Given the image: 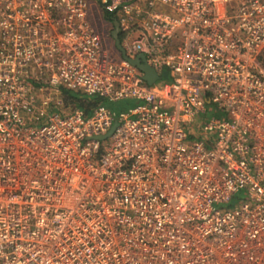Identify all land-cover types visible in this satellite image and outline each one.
<instances>
[{
    "label": "built area",
    "instance_id": "obj_1",
    "mask_svg": "<svg viewBox=\"0 0 264 264\" xmlns=\"http://www.w3.org/2000/svg\"><path fill=\"white\" fill-rule=\"evenodd\" d=\"M0 264H264V0H0Z\"/></svg>",
    "mask_w": 264,
    "mask_h": 264
},
{
    "label": "rangeland",
    "instance_id": "obj_2",
    "mask_svg": "<svg viewBox=\"0 0 264 264\" xmlns=\"http://www.w3.org/2000/svg\"><path fill=\"white\" fill-rule=\"evenodd\" d=\"M90 18L93 26L95 29L100 33L104 46L107 48V50L110 52V54L113 57H118V50L115 47L114 40L111 36V31L113 30V24L111 21H108L103 16V10L100 6H98L95 3L90 4ZM133 102L131 100H120L118 102H112L110 104H107L109 108L116 111L117 113L120 111H125L129 107L133 106ZM72 107V106H71ZM211 109H213V106H209ZM237 198H234L231 202V206H234L239 199L244 198L243 192L238 193Z\"/></svg>",
    "mask_w": 264,
    "mask_h": 264
},
{
    "label": "water",
    "instance_id": "obj_3",
    "mask_svg": "<svg viewBox=\"0 0 264 264\" xmlns=\"http://www.w3.org/2000/svg\"><path fill=\"white\" fill-rule=\"evenodd\" d=\"M112 24H113V30L111 31V36L114 40V44H115L116 49L121 53V56L123 58L129 60V62L132 65L136 66L143 73V78L148 84L154 83L156 80L160 79L161 77H164V78L167 77V71H163L162 75H159L158 71H156L154 68H152L150 65H148L144 55L140 54L133 59L127 57L125 50L122 47L121 41H120L119 23L116 20H113ZM115 126H116V124H114L111 127V129L107 132V134L102 135L99 138L104 139L107 136H109L113 132Z\"/></svg>",
    "mask_w": 264,
    "mask_h": 264
},
{
    "label": "trees",
    "instance_id": "obj_4",
    "mask_svg": "<svg viewBox=\"0 0 264 264\" xmlns=\"http://www.w3.org/2000/svg\"><path fill=\"white\" fill-rule=\"evenodd\" d=\"M103 16L106 20L111 21L113 20V16L106 12L103 11ZM121 38V35H120ZM65 97H66V104H69L70 106H72L74 109H83L85 110L87 113L90 112V110L96 106L97 104H104L107 106V104H110L112 102H108L105 99L101 98V97H90V96H81L79 94L73 93L71 91H64L63 92ZM134 104L136 103V101H132ZM133 104V105H134Z\"/></svg>",
    "mask_w": 264,
    "mask_h": 264
},
{
    "label": "crops",
    "instance_id": "obj_5",
    "mask_svg": "<svg viewBox=\"0 0 264 264\" xmlns=\"http://www.w3.org/2000/svg\"><path fill=\"white\" fill-rule=\"evenodd\" d=\"M125 100H131V101H135V100H133V99H125Z\"/></svg>",
    "mask_w": 264,
    "mask_h": 264
}]
</instances>
